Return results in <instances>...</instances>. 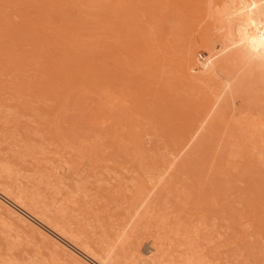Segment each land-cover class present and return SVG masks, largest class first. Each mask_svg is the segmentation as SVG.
<instances>
[{
	"label": "rangeland",
	"instance_id": "1",
	"mask_svg": "<svg viewBox=\"0 0 264 264\" xmlns=\"http://www.w3.org/2000/svg\"><path fill=\"white\" fill-rule=\"evenodd\" d=\"M244 1L0 0V264L157 263L126 206L157 180L211 263L264 264V54L227 33Z\"/></svg>",
	"mask_w": 264,
	"mask_h": 264
},
{
	"label": "bare ground",
	"instance_id": "2",
	"mask_svg": "<svg viewBox=\"0 0 264 264\" xmlns=\"http://www.w3.org/2000/svg\"><path fill=\"white\" fill-rule=\"evenodd\" d=\"M261 0H250L249 1H244V2H249V4L247 5V9L241 13H236L234 14V12H230L227 15V33L228 35H232L235 34V36H237L238 40L240 43H242L244 45L243 48H249L250 50H252L254 55H260V54H264V4L259 3ZM241 2V1H240ZM224 3V2H223ZM247 4V3H246ZM241 9V8H240ZM12 10V9H11ZM244 10V9H242ZM226 23V22H225ZM28 33V32H27ZM29 41V40H28ZM224 43V42H223ZM234 44V43H233ZM27 47V46H26ZM22 48V47H21ZM53 51V50H52ZM57 52V51H56ZM40 58V57H39ZM246 58V57H245ZM248 58V57H247ZM38 60V59H37ZM204 66H207V63L204 64ZM249 68V67H248ZM263 68V67H262ZM43 75V74H42ZM43 77V76H42ZM45 78V77H44ZM264 80V79H263ZM226 101V99H225ZM7 111V110H6ZM6 111L4 112V114L6 113ZM9 111V110H8ZM10 113V112H9ZM6 115V114H5ZM9 116V114H7ZM4 116V115H3ZM5 118V117H4ZM4 122V121H3ZM5 129V128H4ZM2 131V130H1ZM1 133V132H0ZM14 134V133H13ZM4 135V134H3ZM4 137V136H3ZM4 143V142H3ZM21 145V143H20ZM50 145V143H49ZM35 146V143H34ZM33 146V147H34ZM37 146V145H36ZM17 147V146H16ZM30 147V146H28ZM38 147V146H37ZM41 147V146H40ZM44 148V147H43ZM42 148V149H43ZM24 149V147H23ZM35 149V148H32ZM65 149V148H64ZM139 150V149H138ZM137 150V151H138ZM137 153V152H136ZM140 153V152H139ZM145 153V151H144ZM23 154V153H21ZM20 154V155H21ZM51 154V153H50ZM172 154V153H171ZM6 155V154H5ZM143 155V154H142ZM163 155V154H162ZM38 156V155H37ZM134 156H137V154ZM139 156V155H138ZM57 158V157H56ZM161 158V157H160ZM164 158V156L162 157ZM33 160V159H32ZM34 161V160H33ZM43 161V160H42ZM41 161V162H42ZM140 161V160H139ZM7 162V161H5ZM163 162V161H162ZM2 164V163H1ZM8 164H10L8 162ZM39 164V163H38ZM41 164V163H40ZM141 164V163H140ZM139 164V165H140ZM6 165V164H5ZM1 166V165H0ZM69 167V165H68ZM8 168V165H7ZM121 168V167H120ZM141 168V167H140ZM139 168V169H140ZM4 169H6L4 167ZM123 169V168H122ZM125 169V168H124ZM11 170V169H10ZM55 170V169H53ZM96 170V169H95ZM12 171V170H11ZM46 171V169H45ZM48 171V170H47ZM124 172H126L125 170H123ZM1 172H3L1 170ZM5 173V172H4ZM18 173V172H17ZM31 173V172H30ZM35 173V172H34ZM43 173V172H42ZM108 173V172H106ZM161 173V172H160ZM37 174V173H36ZM35 174V175H36ZM39 174V173H38ZM44 174V173H43ZM42 174V175H43ZM48 174V173H47ZM51 174V173H50ZM127 174V173H126ZM29 175V174H28ZM33 174L31 173V176ZM40 175V174H39ZM76 175V174H74ZM114 175V174H113ZM1 176V174H0ZM9 176V175H8ZM19 176V174L17 175ZM46 176V175H45ZM44 177V176H43ZM50 177V176H48ZM47 177V178H48ZM55 177V176H54ZM58 177V176H57ZM158 177V176H157ZM24 178V177H23ZM32 178V177H31ZM34 178V177H33ZM42 177H40L41 180ZM53 178V177H52ZM159 178V177H158ZM56 179V178H55ZM54 179V180H55ZM121 180V178H120ZM124 180V179H123ZM133 181V180H132ZM131 181V182H132ZM136 181V180H135ZM153 181V179H152ZM190 181V180H189ZM129 182V180L127 181ZM130 182V183H131ZM154 182V181H153ZM255 183V181H253ZM37 183V180H36ZM41 183V181L39 182ZM49 183V182H48ZM52 183V182H51ZM106 183V181H105ZM134 183V182H133ZM136 183V182H135ZM170 183V182H169ZM56 185V183H53ZM150 184V183H149ZM153 184V183H152ZM167 184L168 181L167 180H157V184H153L152 186H146L142 183H140L139 185H137L134 189V192L132 193V195L130 196V198L127 201V210L128 213L130 211L134 212V213H138L137 220L136 222L141 221L144 218L145 221L148 223L153 224L154 227V233L157 235H161V237L159 239H162V241L159 242V249L162 248L161 254L158 257L157 263L154 264H165V263H177V264H213L211 263L209 257H208V249H210L209 247V240H208V235L206 233H204V225L205 223H203L202 218L200 217V215L198 216L197 213H190L187 215H181V214H177L175 217L173 215L172 219L169 218H165L164 217V213L163 215L160 213V211H165L167 209H169L170 207L172 208V204L170 203V199L165 196L162 199V195L165 192V190L167 189ZM242 184V183H241ZM43 185V184H42ZM47 185V184H46ZM61 185V183H60ZM106 185V184H105ZM120 185V184H119ZM243 185V184H242ZM17 186V185H16ZM19 186V185H18ZM41 186V185H40ZM107 186V185H106ZM126 186V185H125ZM21 187V186H20ZM48 187V186H45ZM62 187V186H61ZM64 187V184H63ZM36 188V187H34ZM51 188V187H50ZM49 188V189H50ZM65 188H69L66 187ZM64 188V189H65ZM184 188V187H183ZM182 188V189H183ZM20 189V188H19ZM54 189V188H53ZM52 189V190H53ZM77 189V188H76ZM126 189V188H125ZM128 189V188H127ZM177 189V188H176ZM37 190V189H36ZM35 190V192H37ZM57 190V188H56ZM70 189H68L69 191ZM79 190V189H78ZM81 190V189H80ZM185 190V189H183ZM12 191V190H11ZM25 191V189H24ZM27 191V190H26ZM40 191V189L38 190ZM46 191V189H45ZM125 192V191H124ZM71 193V192H70ZM116 193V192H115ZM183 193V191H182ZM19 194V193H18ZM39 194V193H38ZM42 194V193H41ZM60 194V193H58ZM73 195H76L74 193H72ZM25 195V194H24ZM34 196V194H32ZM37 195V194H36ZM40 195V194H39ZM45 195V194H44ZM168 195V194H167ZM187 195V193H186ZM71 196V195H70ZM41 197V196H38ZM0 198L3 201H6L7 203L10 204L9 200L5 195H3V193L0 192ZM27 198V197H26ZM25 198V199H26ZM62 198V197H61ZM46 199V198H45ZM72 199V198H71ZM187 199V197H186ZM212 200V199H211ZM182 201V200H181ZM188 201V200H187ZM186 201V202H187ZM32 202V201H31ZM56 202V201H55ZM62 202V201H61ZM104 202V201H103ZM5 203V202H4ZM12 206L17 210V212H21L22 214H24L25 216L27 215L25 210L17 203L15 202H11ZM43 203V202H42ZM60 203V202H59ZM67 203V201H66ZM86 203V202H84ZM54 204V203H53ZM115 204V203H114ZM34 205V204H33ZM32 205V206H33ZM55 205V204H54ZM77 205V204H76ZM37 206V205H36ZM44 206V205H43ZM56 206V205H55ZM200 206V205H197ZM34 207V206H33ZM67 207V206H66ZM122 207V206H121ZM72 208V207H71ZM117 208V207H116ZM187 208V207H186ZM47 209V207H46ZM56 210V209H55ZM61 210V209H60ZM59 210V211H60ZM67 210V208H66ZM65 210V211H66ZM69 210V209H68ZM118 210V209H117ZM170 210V209H169ZM24 211V212H23ZM63 211V210H62ZM73 211V210H71ZM194 211V210H193ZM52 212V211H51ZM105 212V210H104ZM103 212V213H104ZM55 213V212H54ZM63 213V212H62ZM66 213V212H64ZM158 213V216H161L159 218H157L155 220V222H149L150 218L152 216H156V214ZM59 214V213H58ZM61 214V213H60ZM174 214V213H173ZM76 215V214H75ZM23 216V215H22ZM25 216H23L25 218ZM31 216V215H30ZM38 216V215H37ZM78 217H80L79 215H77ZM167 216V215H165ZM202 216V215H201ZM28 217V215H27ZM26 217V218H27ZM33 217V216H32ZM43 217V216H42ZM63 217V216H62ZM37 217H35L36 219ZM45 218V217H44ZM75 218V217H74ZM82 218V217H80ZM121 218V217H120ZM79 219V218H78ZM31 220V219H30ZM46 220V219H45ZM49 220V219H48ZM47 220V221H48ZM213 220V218H212ZM33 221V220H32ZM36 221H39L36 220ZM77 221V219L75 220ZM91 221V219H90ZM98 221V220H97ZM211 221V220H210ZM209 221V222H210ZM215 221V220H214ZM49 222V221H48ZM84 222V221H83ZM82 222V223H83ZM99 222V221H98ZM38 224V222H36ZM39 223L44 224L43 222L39 221ZM57 223V222H54ZM68 223V222H67ZM88 222L86 221V224ZM94 223V222H93ZM116 223V222H115ZM114 223V224H115ZM211 223V222H210ZM214 223V222H213ZM34 224V223H33ZM63 224V223H62ZM91 224V223H90ZM97 224V222L95 223ZM117 224V223H116ZM215 224V223H214ZM39 225V224H38ZM57 225V224H56ZM55 225V226H56ZM40 226V225H39ZM45 226V225H44ZM58 226V225H57ZM67 226V225H66ZM76 226V225H75ZM99 226V225H98ZM135 224H133L130 227V231L133 230ZM207 226V225H206ZM212 226V225H211ZM41 227V226H40ZM85 227V225H84ZM101 227V226H100ZM44 228V227H43ZM49 228V226H48ZM58 228V227H57ZM80 228V227H79ZM89 228V227H87ZM132 228V229H131ZM42 229V228H41ZM51 229V228H50ZM93 229V228H92ZM91 229V230H92ZM104 229V228H103ZM111 229V228H110ZM125 227H123V230H119L114 229V233H112L113 235H117L115 237H119L121 235V233H125L124 232ZM215 229V228H214ZM228 229V228H227ZM43 230V229H42ZM71 230V229H70ZM78 230V229H77ZM211 230V229H210ZM44 231V230H43ZM54 231V230H53ZM90 231V229H89ZM78 232V231H77ZM213 232V229H212ZM46 233V232H45ZM48 233V232H47ZM51 233V232H50ZM71 233V231H70ZM214 233V232H213ZM93 234V231L92 233ZM103 237H105V239H110L111 238V234L109 232H103ZM226 234V233H225ZM41 235V234H40ZM72 235V234H71ZM74 235V234H73ZM218 235V234H217ZM61 236V235H60ZM98 236V235H97ZM100 236V235H99ZM223 236V235H222ZM221 236V238H222ZM74 237V236H73ZM76 237V236H75ZM80 237V236H79ZM102 237V236H101ZM100 237V238H101ZM129 237V236H128ZM220 237V236H218ZM54 238V237H53ZM93 238V237H92ZM124 238V237H123ZM127 238V237H126ZM65 239V238H63ZM75 239V238H74ZM77 239V238H76ZM104 239V238H102ZM105 239L102 241L104 242ZM137 239V238H136ZM156 239V238H155ZM219 239V238H218ZM67 240V239H65ZM80 240V238H79ZM117 240V239H116ZM58 241V240H57ZM144 241V240H143ZM206 241V242H203ZM68 242V241H67ZM213 242V240H212ZM211 242V244H212ZM235 242V241H234ZM60 243V242H59ZM65 243V242H64ZM72 244V243H70ZM106 244V242L104 243ZM235 244V243H234ZM72 245H75L72 244ZM84 244H82L83 246ZM218 245V244H217ZM232 245V244H231ZM65 246V245H64ZM95 246V244H94ZM100 246V243H99ZM102 246V244H101ZM105 246V245H104ZM111 246V245H109ZM139 246V245H138ZM66 247V246H65ZM145 247V246H144ZM147 247V246H146ZM76 248V246H75ZM78 248V247H77ZM74 249L72 247V249ZM89 248V247H87ZM116 248V247H115ZM149 248V247H148ZM222 248V247H221ZM71 248H69L70 250ZM79 249V248H78ZM90 249V248H89ZM90 254L94 257L93 255V251L92 249H90ZM146 250V248H145ZM82 251V250H81ZM73 252V253H74ZM89 252V251H88ZM93 252V253H91ZM146 252V251H145ZM83 253V251H82ZM85 253V252H84ZM105 256L98 258L97 262L98 264H110L111 263V255H109V251L107 250V252H105ZM113 253V252H112ZM79 254V253H78ZM81 254V253H80ZM176 254V255H175ZM211 254V252H210ZM235 254V253H234ZM85 255H87L85 253ZM98 255V254H97ZM152 255V252L151 254ZM83 256V255H82ZM81 256V257H82ZM90 256V255H88ZM96 256V253H95ZM236 256V255H235ZM80 257V256H79ZM87 256H85L86 258ZM99 257V256H97ZM141 257V255H140ZM148 256L146 255V257L143 258H139V264H148L149 263V259L152 260L151 258H147ZM239 256H237L238 258ZM92 258V257H89ZM128 258V257H127ZM240 258V257H239ZM82 259V258H81ZM130 261V260H128ZM137 261V260H136ZM153 262L156 261L152 260ZM151 261V264H152ZM237 261V260H236ZM127 262V261H126ZM125 262V263H126ZM215 262V261H214ZM78 263V262H77ZM132 263V262H131ZM218 262H216L217 264ZM11 264V263H10ZM114 264V263H113ZM135 264V263H134Z\"/></svg>",
	"mask_w": 264,
	"mask_h": 264
}]
</instances>
